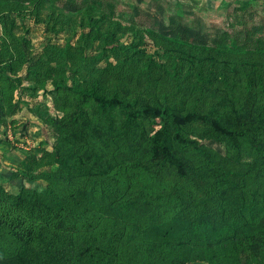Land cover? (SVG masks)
Listing matches in <instances>:
<instances>
[{
	"label": "trees",
	"instance_id": "16d2710c",
	"mask_svg": "<svg viewBox=\"0 0 264 264\" xmlns=\"http://www.w3.org/2000/svg\"><path fill=\"white\" fill-rule=\"evenodd\" d=\"M34 23L52 50L26 71L54 95L37 115L56 141L27 168H55L0 200V264H264V48L0 0V79L14 94ZM77 26L90 30L71 44Z\"/></svg>",
	"mask_w": 264,
	"mask_h": 264
},
{
	"label": "rangeland",
	"instance_id": "374dc122",
	"mask_svg": "<svg viewBox=\"0 0 264 264\" xmlns=\"http://www.w3.org/2000/svg\"><path fill=\"white\" fill-rule=\"evenodd\" d=\"M27 1V0H16ZM58 9L74 16L81 15L88 7H95L124 23L137 28H147L167 36L187 40L199 45L218 48H264V0H48ZM31 47L18 50L16 60L22 65L19 72L26 81L13 92L8 82L0 79V200L11 204L13 196L21 189L44 187L41 181L55 164L43 168L28 169L29 161L43 165V159L52 156L56 136L44 128V116L52 111L55 100L50 93L43 95L36 79L29 76L43 48L49 47L46 24L31 27ZM77 26V37L71 35L74 44L82 31ZM71 31V30H70ZM68 32V35L70 34ZM98 47V46H97ZM100 47V46H99ZM112 49L111 45L108 47ZM52 50V49H51ZM108 50V53H112ZM102 60L100 66L115 63ZM29 61L33 64L29 65ZM118 62V61H117ZM33 85L34 88H26ZM25 86V87H24ZM41 111L42 116L37 112ZM248 182L247 186L252 187ZM45 190H40L44 194Z\"/></svg>",
	"mask_w": 264,
	"mask_h": 264
}]
</instances>
